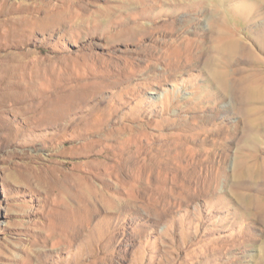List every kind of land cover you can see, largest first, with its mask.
Wrapping results in <instances>:
<instances>
[{
    "label": "rangeland",
    "instance_id": "rangeland-1",
    "mask_svg": "<svg viewBox=\"0 0 264 264\" xmlns=\"http://www.w3.org/2000/svg\"><path fill=\"white\" fill-rule=\"evenodd\" d=\"M246 2L0 0V264H264Z\"/></svg>",
    "mask_w": 264,
    "mask_h": 264
},
{
    "label": "bare ground",
    "instance_id": "bare-ground-1",
    "mask_svg": "<svg viewBox=\"0 0 264 264\" xmlns=\"http://www.w3.org/2000/svg\"><path fill=\"white\" fill-rule=\"evenodd\" d=\"M155 1H158V0H155ZM258 3L259 4L262 3V5H263L264 4V0H247L246 4H248L249 7H251V9L253 10V13L252 12L249 13L250 15L256 13V9L255 8H256V5ZM221 36H222V34H220V36L217 39L218 40H221V38H220ZM237 47H238L237 44H233L231 42V43L223 44V49L222 50H224V48H228V50H235V51H237V49H238ZM237 53H238V51H237ZM261 88L264 89V85H262ZM250 170L253 171V172H255V170L253 168H250Z\"/></svg>",
    "mask_w": 264,
    "mask_h": 264
}]
</instances>
